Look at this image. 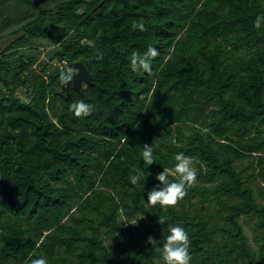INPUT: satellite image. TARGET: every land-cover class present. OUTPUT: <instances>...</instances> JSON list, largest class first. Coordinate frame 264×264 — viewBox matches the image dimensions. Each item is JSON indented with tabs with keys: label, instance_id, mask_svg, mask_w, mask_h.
<instances>
[{
	"label": "trees",
	"instance_id": "16d2710c",
	"mask_svg": "<svg viewBox=\"0 0 264 264\" xmlns=\"http://www.w3.org/2000/svg\"><path fill=\"white\" fill-rule=\"evenodd\" d=\"M259 14L264 0H0V264H156L167 223L188 233L190 264H264ZM149 46L152 72H133ZM79 61L91 84L65 102L59 75ZM80 99L93 106L82 119ZM177 152L196 182L175 206L147 204ZM256 157L246 180L239 165Z\"/></svg>",
	"mask_w": 264,
	"mask_h": 264
},
{
	"label": "clouds",
	"instance_id": "9594fccd",
	"mask_svg": "<svg viewBox=\"0 0 264 264\" xmlns=\"http://www.w3.org/2000/svg\"><path fill=\"white\" fill-rule=\"evenodd\" d=\"M253 27L257 31H264V14H259L253 21ZM133 30L143 32L145 26L142 22L133 23ZM158 55L155 47L149 46L143 53L133 50L130 57V67L133 72H152V59ZM80 69L70 66L59 75V79L65 86H69L75 82L79 76ZM69 111L76 118H86L91 115L93 106L85 102L83 99L77 100L69 105ZM207 131V130H205ZM141 161L144 166L149 169L155 163L152 145L144 144L140 153ZM174 165L171 169L164 168L155 177L158 182L151 191L147 193V204L156 206L159 205L162 209L175 206L179 201H182L187 195V188H190L197 179V171L193 166L191 157L186 156L183 152H177L174 155ZM176 177L174 180L169 179V174ZM148 175L150 173L148 172ZM144 179L141 172H136L129 175L128 180L131 185L135 186L141 183ZM158 223L163 225L166 223L164 217H158ZM168 235L162 247L157 251L160 253L156 264H190V239L189 235L179 224L167 223ZM149 243L154 240L149 237ZM30 264H47L46 259L41 256L39 258L31 259Z\"/></svg>",
	"mask_w": 264,
	"mask_h": 264
},
{
	"label": "rangeland",
	"instance_id": "374dc122",
	"mask_svg": "<svg viewBox=\"0 0 264 264\" xmlns=\"http://www.w3.org/2000/svg\"><path fill=\"white\" fill-rule=\"evenodd\" d=\"M8 44V40H4L3 42L0 43V52L7 46ZM54 65L58 66L57 63H55ZM256 156H258L259 154H255ZM254 160V164L253 163H249V162H243L240 163L239 167L242 169V173L244 176V179L248 180L251 177H254V175L256 173H258L259 168L257 167V157L256 159H251V161ZM195 162H193V166L196 167ZM260 185L261 187H264V183L260 180L257 179L256 181V185ZM195 203V201H193ZM264 204V202H263ZM201 207L204 208V210H201L203 214L208 213L211 215H215L214 211L212 209V207H210V205L205 204V205H201V204H196V208L200 209ZM123 222H125L126 224H128V221L125 219H122ZM241 224L243 225L244 231L246 233V236L249 240V244L254 248L257 249V245L255 244V231H254V226H255V221H248L244 218H242L241 220Z\"/></svg>",
	"mask_w": 264,
	"mask_h": 264
},
{
	"label": "water",
	"instance_id": "95a60500",
	"mask_svg": "<svg viewBox=\"0 0 264 264\" xmlns=\"http://www.w3.org/2000/svg\"><path fill=\"white\" fill-rule=\"evenodd\" d=\"M70 66H74L76 68L80 69L79 76L75 79V82L69 86H65L62 84L63 91L66 93V95H63L62 93H57L65 102H67L70 97L71 93L74 91L76 93L82 94L85 87L89 84H91L92 77L88 69L84 66L82 62H75L70 64Z\"/></svg>",
	"mask_w": 264,
	"mask_h": 264
}]
</instances>
